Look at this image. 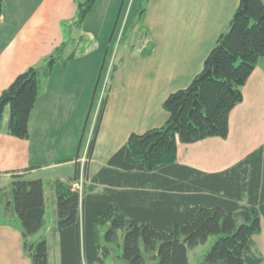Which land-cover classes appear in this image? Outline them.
<instances>
[{"label": "trees", "instance_id": "16d2710c", "mask_svg": "<svg viewBox=\"0 0 264 264\" xmlns=\"http://www.w3.org/2000/svg\"><path fill=\"white\" fill-rule=\"evenodd\" d=\"M97 1H77L74 27L83 26ZM145 4L138 10V24L145 14ZM3 7L4 0H0V24ZM139 31L144 33L142 28ZM153 50L154 45H148L142 55L149 56ZM61 52L58 49L48 63L20 74L3 91L0 126L9 108L8 134L29 139L40 80L53 73ZM76 54L73 52L62 65L67 66ZM108 55L109 49L95 92ZM263 58L264 0H240L203 70L188 88L165 100L167 123L144 134H132L108 165L88 180L89 162L107 103V97L102 98L87 149L82 192L73 188L81 170L74 180L55 184L61 264H189V250L205 244L211 236L216 239L200 264H263L253 242L261 232L260 216L264 213L263 161L255 160L250 180L244 171L209 177L177 163L178 144L228 137L230 113L243 101L242 89ZM243 191L249 194L250 207L238 204ZM1 205L0 226H10L27 236L23 249L32 264H50L47 240L30 241L45 224L43 181H26L16 175L9 192H0Z\"/></svg>", "mask_w": 264, "mask_h": 264}, {"label": "crops", "instance_id": "0c3cea01", "mask_svg": "<svg viewBox=\"0 0 264 264\" xmlns=\"http://www.w3.org/2000/svg\"><path fill=\"white\" fill-rule=\"evenodd\" d=\"M77 1L4 0L0 24V96L20 74L46 64L58 49L62 55H57L53 73L40 80L29 139L8 134L9 121L4 113L0 126V192H9L16 175H21L26 181H43L45 195L46 188H50L56 203V182H70L82 171L88 145L84 151L82 146L98 95L97 79L108 49L110 56L116 24L126 0H106L109 5L104 10L98 9L102 1L98 0L81 28L73 26ZM239 4L240 0L147 1L140 24L132 26L119 44L120 60L107 85V103L89 162L88 180L108 165L132 134H144L167 123L165 100L188 88L203 70ZM99 16L101 23L96 25ZM140 28L144 33H140ZM85 40L90 43L81 52L79 44ZM151 44L153 52L143 56L142 50ZM75 51L76 56L63 66V60ZM242 92L243 101L230 113L228 137L178 144L179 165L209 177L244 171L250 180L255 160L260 158L264 163V151L259 152L264 148V58ZM238 204L250 207L247 191H243ZM260 218L261 232L253 242L254 252L264 260V213L261 212ZM46 240L50 264L52 256L56 257L55 264H61L58 232L55 231L53 244ZM23 243L19 230L0 226V264H32Z\"/></svg>", "mask_w": 264, "mask_h": 264}, {"label": "rangeland", "instance_id": "374dc122", "mask_svg": "<svg viewBox=\"0 0 264 264\" xmlns=\"http://www.w3.org/2000/svg\"><path fill=\"white\" fill-rule=\"evenodd\" d=\"M112 2V0H111ZM144 3V0H126L124 4V9L123 12L121 13L117 28H116V33L114 35V42L113 45L110 47V56L108 57L106 67H105V72L103 73L102 80L100 83V87L98 90V95L95 98L93 108L90 113V122L88 125L87 129V134L86 137L84 138L83 141V146L82 150L84 151L89 143V137H90V129L94 125L99 106L101 103V99L106 95L107 93V85L110 81L111 77V71L112 68L118 63L119 59V44L125 39L126 35L129 34V31L132 26L135 27L139 23V15H138V10L140 6H142ZM109 4L106 0H102L99 4V10H104L105 7H107ZM98 19L97 24L101 23V17H96ZM95 22V21H94ZM94 22H92L94 24ZM89 40H85L83 42H80L79 46L80 48L79 51L83 52L86 50V48L89 45ZM77 49V50H78ZM66 55V54H65ZM60 56V55H58ZM49 61V60H48ZM47 61V63H48ZM60 66V65H59ZM6 121H9L10 118V111L9 108L6 110ZM46 214H45V224L41 232L30 238V241H36L40 238H45L50 240V242L53 244L55 242V231L57 228V213H56V204L53 200V192L50 190V188H46ZM216 237L211 236L209 240L205 244H201L193 249H190L188 252L189 256V264H200L203 257L207 253V251L211 248L215 241ZM52 264L56 263V257L52 256Z\"/></svg>", "mask_w": 264, "mask_h": 264}, {"label": "built area", "instance_id": "2783aa9c", "mask_svg": "<svg viewBox=\"0 0 264 264\" xmlns=\"http://www.w3.org/2000/svg\"><path fill=\"white\" fill-rule=\"evenodd\" d=\"M86 162H87V152L85 153V156L82 159V164H83L82 170H83L84 165L86 164ZM82 186H83V176H81L80 180L75 183L74 189L75 190H79L81 192L82 191Z\"/></svg>", "mask_w": 264, "mask_h": 264}, {"label": "water", "instance_id": "95a60500", "mask_svg": "<svg viewBox=\"0 0 264 264\" xmlns=\"http://www.w3.org/2000/svg\"><path fill=\"white\" fill-rule=\"evenodd\" d=\"M23 237L26 238L27 236L25 234H23Z\"/></svg>", "mask_w": 264, "mask_h": 264}]
</instances>
